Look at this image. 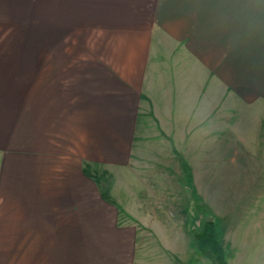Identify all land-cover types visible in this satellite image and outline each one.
Wrapping results in <instances>:
<instances>
[{
  "label": "crops",
  "instance_id": "0c3cea01",
  "mask_svg": "<svg viewBox=\"0 0 264 264\" xmlns=\"http://www.w3.org/2000/svg\"><path fill=\"white\" fill-rule=\"evenodd\" d=\"M205 1L0 0V264L200 258L185 161L175 167L168 139L176 126L244 125L239 114L255 91L238 88L239 57L212 43L191 91L190 62L142 57L139 47L135 57H78L64 50L79 43L59 39L221 33L220 12ZM32 33L44 40L26 41ZM199 45L208 48L206 37ZM257 94L264 103V89ZM84 165L113 177L116 206ZM219 228L227 264H264V219Z\"/></svg>",
  "mask_w": 264,
  "mask_h": 264
},
{
  "label": "rangeland",
  "instance_id": "374dc122",
  "mask_svg": "<svg viewBox=\"0 0 264 264\" xmlns=\"http://www.w3.org/2000/svg\"><path fill=\"white\" fill-rule=\"evenodd\" d=\"M201 5L220 12L221 33L126 35L121 44H111L107 35L103 39V35L64 34L59 40L79 43L76 50H64L78 57H135L134 51L139 47L142 57L190 62L191 91L198 89L193 85L199 82L200 62L209 64L213 59L212 43L221 44L224 53L239 57L238 88L244 90V86L251 84L255 91L254 103L245 99L249 103L243 102V113L239 114L244 117V125H189L185 132L176 126L174 138L171 137L174 142L168 139L175 167L179 169V158L186 162L190 179L184 174V183L189 190L192 185L196 197L216 219L218 228H222L237 220L264 219V103L257 96L264 89V0H206ZM204 37L207 49L199 45V39ZM88 38L95 48H87ZM40 40L44 39L38 33L26 34V41ZM102 45L108 48H96ZM231 75L224 68L225 82L230 83ZM191 221L198 229L201 216L195 212ZM198 260L204 262L201 257Z\"/></svg>",
  "mask_w": 264,
  "mask_h": 264
},
{
  "label": "trees",
  "instance_id": "16d2710c",
  "mask_svg": "<svg viewBox=\"0 0 264 264\" xmlns=\"http://www.w3.org/2000/svg\"><path fill=\"white\" fill-rule=\"evenodd\" d=\"M174 153L177 154L175 149ZM182 168L190 179L185 162H183ZM83 171L94 180L101 198L108 204L116 206V202L111 195V188L114 183L113 177L108 173L92 174L87 165H84ZM191 188L192 185L190 186V195L194 200V210L201 216L199 228H195L192 232L193 243L198 256L204 259L203 263L196 259L195 264H227L217 221L214 217L212 218L211 212L200 202V198L196 197L194 189Z\"/></svg>",
  "mask_w": 264,
  "mask_h": 264
}]
</instances>
